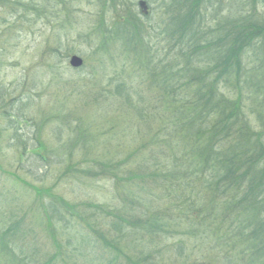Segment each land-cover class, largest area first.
<instances>
[{"label": "rangeland", "instance_id": "374dc122", "mask_svg": "<svg viewBox=\"0 0 264 264\" xmlns=\"http://www.w3.org/2000/svg\"><path fill=\"white\" fill-rule=\"evenodd\" d=\"M138 1L110 0L103 7L102 0H0V264L14 262L7 253L19 257L23 261L19 264H46L53 257L56 260L50 264H217L209 253L211 245L187 236L194 222L173 210L171 200L143 210L145 198L150 202L156 195L150 193L151 182L140 181L137 191L128 189L127 183L122 193L110 177L90 178L85 169L88 165L99 169L95 161L120 164L149 141L148 132H137L141 122L125 110L131 108L125 96L152 100L150 81L137 82L130 73L132 62L120 54V48L128 46L125 40L107 45L118 46L114 60L111 56L99 60L94 54L99 39L92 34L100 11L106 13L105 20L98 17L103 32L121 25L113 11L118 4L126 8L125 18L143 26L144 40L152 48L149 53L156 50L158 60L166 59L162 64L172 63L174 55H166L167 43L158 35L164 2L169 0H145L150 8L146 20ZM44 2V9L38 11L42 13L35 14L33 5ZM245 4L246 12L264 23V0ZM151 26L157 32L154 37L146 34L153 32ZM48 54L55 55L63 68L57 82L40 77ZM72 55L83 59L81 69L68 67ZM243 58L249 68L264 71V52L248 51ZM118 90L125 93L119 95ZM73 132L80 134L70 135ZM73 137L75 144H68ZM40 147L43 152L36 151ZM41 152L42 160L35 155ZM78 169L84 171L76 174ZM162 213L172 215L160 217ZM147 215L155 218V233L131 228L132 223L147 220ZM118 219L129 225L119 224Z\"/></svg>", "mask_w": 264, "mask_h": 264}, {"label": "trees", "instance_id": "16d2710c", "mask_svg": "<svg viewBox=\"0 0 264 264\" xmlns=\"http://www.w3.org/2000/svg\"><path fill=\"white\" fill-rule=\"evenodd\" d=\"M82 1L90 0H77ZM107 1L102 0L103 7ZM252 2L255 0H231L227 6L223 0L164 2L158 35L167 43L166 55H174L172 63L162 64L166 59L158 60L156 50L149 53L152 48L144 40L143 26L125 18L126 8L118 4L113 5V11L122 20L121 25L106 34L98 21L99 16L105 20L106 13L100 11L96 14L98 27L92 32L99 39L94 52L99 60L106 56L113 59L112 53L117 52L118 46L108 44L126 41L128 46L119 47L121 58L132 62L130 73L137 82L150 81L148 88L155 97L149 100L139 96L136 101L129 93L125 96L132 108L125 110L141 122L137 132H148L149 141L122 158L120 164L118 160L102 164L95 161L99 169L95 165L94 169L90 165L85 169L90 171V178L110 177L119 187L117 192L122 193L127 183L128 189L137 191L140 181L151 182L150 193L156 195L150 202L145 198L143 210L171 200L173 210L175 207L194 222L187 236L211 245L209 253L217 264H222L221 260L229 264H264V71L249 68L243 58L248 51L264 52V23L244 7L245 3L252 6ZM46 4L33 5L37 8L35 14L42 13L38 11ZM150 29L153 32L146 34L154 37L157 32L152 26ZM124 52L129 53L128 57ZM54 56L46 55L49 60L40 77L57 82L63 68ZM36 83L41 85V80ZM120 83L125 87L126 83ZM76 140L73 137L68 144L74 145ZM36 151L43 152L42 147ZM42 152L35 155L41 159ZM81 171L78 169L76 174ZM170 215L162 213L160 217ZM181 222L184 220L178 224ZM118 223L129 225L125 219H118ZM131 226L152 234L158 225L147 215L143 223ZM5 255L10 260L12 256L15 264L23 262L12 253ZM54 260L56 257L51 262ZM14 262L11 260V264Z\"/></svg>", "mask_w": 264, "mask_h": 264}, {"label": "water", "instance_id": "95a60500", "mask_svg": "<svg viewBox=\"0 0 264 264\" xmlns=\"http://www.w3.org/2000/svg\"><path fill=\"white\" fill-rule=\"evenodd\" d=\"M138 6L141 10V13L143 15H146V6H145V2L144 1H140L138 3ZM68 65L69 67L73 68V69H78L83 65V61L81 58L77 57V56H71L68 60Z\"/></svg>", "mask_w": 264, "mask_h": 264}, {"label": "bare ground", "instance_id": "6f19581e", "mask_svg": "<svg viewBox=\"0 0 264 264\" xmlns=\"http://www.w3.org/2000/svg\"><path fill=\"white\" fill-rule=\"evenodd\" d=\"M145 6H146V15L145 16H149V14H150V12H149V10H150L149 5L145 3Z\"/></svg>", "mask_w": 264, "mask_h": 264}]
</instances>
